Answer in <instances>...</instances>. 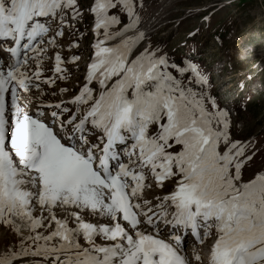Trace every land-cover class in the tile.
<instances>
[{"label": "snow or ice", "instance_id": "6c2138e0", "mask_svg": "<svg viewBox=\"0 0 264 264\" xmlns=\"http://www.w3.org/2000/svg\"><path fill=\"white\" fill-rule=\"evenodd\" d=\"M143 8L0 0V264H264V141L234 138L206 74L140 30ZM86 16L83 80L61 87Z\"/></svg>", "mask_w": 264, "mask_h": 264}, {"label": "rangeland", "instance_id": "374dc122", "mask_svg": "<svg viewBox=\"0 0 264 264\" xmlns=\"http://www.w3.org/2000/svg\"><path fill=\"white\" fill-rule=\"evenodd\" d=\"M88 0H82L87 3ZM140 30L153 48L170 59H190L209 79L211 93L231 109L234 138L264 141V0H143ZM90 18L78 25L79 70L74 65L70 82L61 87H79L91 55L94 37ZM82 34V35H81ZM70 42L65 38V47ZM148 41H145V45ZM76 50V51H74ZM142 50V48H141ZM62 55H69L64 51ZM53 61H46L50 63ZM49 75L53 65H45ZM47 75V74H46ZM259 147V144H258ZM264 167L259 153L249 172ZM14 235L0 228V252ZM194 253L199 249L190 247Z\"/></svg>", "mask_w": 264, "mask_h": 264}, {"label": "bare ground", "instance_id": "6f19581e", "mask_svg": "<svg viewBox=\"0 0 264 264\" xmlns=\"http://www.w3.org/2000/svg\"><path fill=\"white\" fill-rule=\"evenodd\" d=\"M142 30V29H141ZM144 32H145V30H144ZM129 35H134V33H130Z\"/></svg>", "mask_w": 264, "mask_h": 264}]
</instances>
